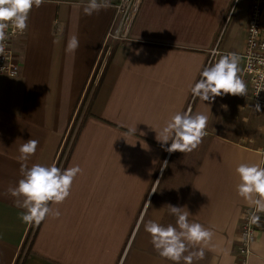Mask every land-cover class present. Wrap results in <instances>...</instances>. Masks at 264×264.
Returning <instances> with one entry per match:
<instances>
[{
	"label": "crops",
	"instance_id": "0c3cea01",
	"mask_svg": "<svg viewBox=\"0 0 264 264\" xmlns=\"http://www.w3.org/2000/svg\"><path fill=\"white\" fill-rule=\"evenodd\" d=\"M119 1L107 0L108 7L88 16L81 0H44L14 42L20 74L0 75V264H173L143 228L149 220L175 224L169 204L213 233L206 244L189 247L204 249L193 264H236L250 207L236 194L235 168L264 165V122L240 126L224 96L208 105L190 93L233 0H140L131 27L110 48ZM249 5L233 33L234 41L240 37L237 53ZM74 35L79 46L66 51ZM239 68L240 75V59ZM238 99L257 111L250 97ZM189 105L208 117L207 134L191 152L168 153L155 131ZM28 139L38 141L37 150L21 162L18 149ZM21 163L80 166L69 196L50 205L58 217L21 222L22 210L7 192L21 178ZM249 264H264V230Z\"/></svg>",
	"mask_w": 264,
	"mask_h": 264
},
{
	"label": "clouds",
	"instance_id": "9594fccd",
	"mask_svg": "<svg viewBox=\"0 0 264 264\" xmlns=\"http://www.w3.org/2000/svg\"><path fill=\"white\" fill-rule=\"evenodd\" d=\"M44 0H0V52L6 47L8 30L23 34L28 27L29 14L33 7H39ZM85 15L91 16L102 8L108 7L107 0H81ZM79 40L74 35L66 45V51L74 52ZM140 50L136 51L139 54ZM239 55L237 53L221 54L218 60L202 68L199 78L190 86L194 99L207 101L210 105L217 97L225 95L244 96L246 85L238 75ZM260 63H264L262 58ZM264 79V77H262ZM260 111V106H255ZM208 117L203 113H194L191 109L178 111L165 121L156 132V140L168 153L179 151L191 152L196 149L207 134ZM131 131V130H130ZM170 142V143H169ZM38 141L28 139L19 146L18 160L29 159L37 150ZM167 145V147H165ZM166 166V162L164 163ZM21 178L7 192L14 198V204L22 211L19 219L26 225H39L49 215H60L53 212L51 204L62 203L70 194L75 177L81 173L79 165L63 168L53 163L43 165L34 163L27 167L21 163ZM238 178L236 194L252 209L248 220L256 224L260 213H264V165L242 162L235 168ZM183 207L169 204V213L175 217V224L163 225L149 220L143 228L150 236V243L157 254L173 264H193L194 258H202L203 247L189 251V247L206 244L213 233L198 222H190L189 213L181 211ZM188 253L185 255V253Z\"/></svg>",
	"mask_w": 264,
	"mask_h": 264
},
{
	"label": "built area",
	"instance_id": "2783aa9c",
	"mask_svg": "<svg viewBox=\"0 0 264 264\" xmlns=\"http://www.w3.org/2000/svg\"><path fill=\"white\" fill-rule=\"evenodd\" d=\"M140 0H120L116 5V16L110 33V48L121 40L131 27ZM23 34L8 30L5 41L6 47L0 52V75L15 77L20 74V65L14 54V42L21 39ZM221 36L217 39L209 53L206 65L218 60L221 54L230 53L220 48ZM237 53V52H232ZM239 55L242 61L240 78L246 85L245 97H250L254 102L264 106V63L259 61L264 58V0H250V15L246 26V38L243 50ZM205 65V66H206ZM188 109H191L189 105ZM264 157V148L262 151ZM252 209L244 212L243 224L239 235L236 264H249L252 254V245L256 240L259 230L249 222L248 216Z\"/></svg>",
	"mask_w": 264,
	"mask_h": 264
},
{
	"label": "rangeland",
	"instance_id": "374dc122",
	"mask_svg": "<svg viewBox=\"0 0 264 264\" xmlns=\"http://www.w3.org/2000/svg\"><path fill=\"white\" fill-rule=\"evenodd\" d=\"M250 0H233L232 7L230 9V14L224 28V31L221 33V49H227L231 52H237V44L240 43V37H237L234 41L233 33L235 31V27L239 24L240 20L244 18L245 13L247 11V5H249ZM250 7V5H249ZM234 41L233 45H230ZM109 45V44H108ZM239 75V73H238ZM225 105L228 107L230 111H232L233 115L238 116L236 123L240 126H252L253 123H261L264 122V117L258 119L256 117L257 111H251V107H247L244 101L239 100L238 96L233 95H225ZM250 118V121L246 123L244 118Z\"/></svg>",
	"mask_w": 264,
	"mask_h": 264
},
{
	"label": "trees",
	"instance_id": "16d2710c",
	"mask_svg": "<svg viewBox=\"0 0 264 264\" xmlns=\"http://www.w3.org/2000/svg\"><path fill=\"white\" fill-rule=\"evenodd\" d=\"M82 106H83V105H82ZM88 112H89V105H88L87 108H86V111H85L84 116H83V118H82V120H81V123H80V126H79L78 130L80 129V127H81V125H82V123H83V120H84V118L86 117V115L88 114ZM76 124H77V121H76L74 127L71 129V132H70V136H69V138H70V137L72 136V134L74 133V129H75V127H76ZM78 130H77L76 134L78 133ZM69 138H68V141H69ZM66 144H67V142H66ZM261 221H263V222L261 223ZM253 225H254V227H255L257 230H264V215H260V220H259L256 224H253Z\"/></svg>",
	"mask_w": 264,
	"mask_h": 264
}]
</instances>
